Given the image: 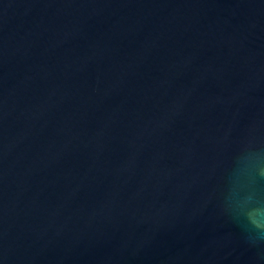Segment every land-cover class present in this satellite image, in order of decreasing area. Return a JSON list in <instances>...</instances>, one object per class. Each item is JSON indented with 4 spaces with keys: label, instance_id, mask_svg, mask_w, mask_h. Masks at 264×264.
Here are the masks:
<instances>
[{
    "label": "water",
    "instance_id": "obj_1",
    "mask_svg": "<svg viewBox=\"0 0 264 264\" xmlns=\"http://www.w3.org/2000/svg\"><path fill=\"white\" fill-rule=\"evenodd\" d=\"M0 264H264V0H0Z\"/></svg>",
    "mask_w": 264,
    "mask_h": 264
}]
</instances>
